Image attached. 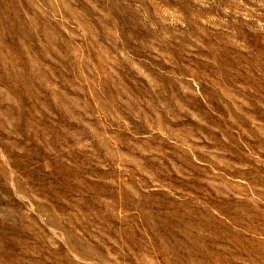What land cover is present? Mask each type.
Wrapping results in <instances>:
<instances>
[{
	"label": "rangeland",
	"instance_id": "1",
	"mask_svg": "<svg viewBox=\"0 0 264 264\" xmlns=\"http://www.w3.org/2000/svg\"><path fill=\"white\" fill-rule=\"evenodd\" d=\"M0 264H264V0H0Z\"/></svg>",
	"mask_w": 264,
	"mask_h": 264
}]
</instances>
